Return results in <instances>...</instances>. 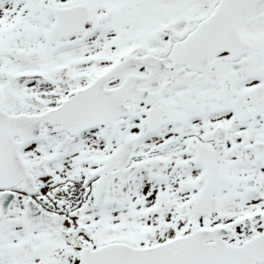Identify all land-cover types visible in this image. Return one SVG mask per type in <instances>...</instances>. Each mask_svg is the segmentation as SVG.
<instances>
[{
  "label": "snow or ice",
  "instance_id": "1",
  "mask_svg": "<svg viewBox=\"0 0 264 264\" xmlns=\"http://www.w3.org/2000/svg\"><path fill=\"white\" fill-rule=\"evenodd\" d=\"M0 264H264V0H0Z\"/></svg>",
  "mask_w": 264,
  "mask_h": 264
}]
</instances>
